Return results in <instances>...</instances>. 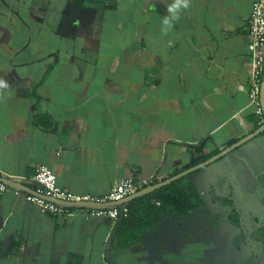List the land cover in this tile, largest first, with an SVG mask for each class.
<instances>
[{"label":"crops","instance_id":"1","mask_svg":"<svg viewBox=\"0 0 264 264\" xmlns=\"http://www.w3.org/2000/svg\"><path fill=\"white\" fill-rule=\"evenodd\" d=\"M255 1L191 0L164 35L172 0H0V78L10 85L0 178L35 192L32 175L46 166L61 189L97 199L123 180L146 183L140 190L163 182L254 132ZM249 145L264 148V133L237 149ZM213 163L187 176L200 208L159 215L126 247L113 235L121 219L135 228L137 199L117 220L76 208L54 217L0 184V264H246L262 245L238 240L260 205L232 186L216 195L227 174ZM156 202L154 193L146 204Z\"/></svg>","mask_w":264,"mask_h":264},{"label":"built area","instance_id":"2","mask_svg":"<svg viewBox=\"0 0 264 264\" xmlns=\"http://www.w3.org/2000/svg\"><path fill=\"white\" fill-rule=\"evenodd\" d=\"M248 35L250 38L248 44V53L251 59L252 73L248 87V97L250 103L254 106V114L258 120V125L264 123V114L260 107V87L264 72V0L253 2L248 20ZM32 181L36 184V194L51 198L53 200L79 203V202H96L109 203L120 202L124 198L138 192L146 183L142 184L133 179H127L119 182L114 186L109 194L102 198L79 197L70 192L61 189L56 183V177L53 172L46 166H38L33 175ZM148 184V183H147ZM3 188V187H2ZM24 199L36 206L41 214L54 217H66L73 208H66L43 199L36 195L24 194ZM91 216L99 219L126 218L129 216V210L125 205L108 210H89Z\"/></svg>","mask_w":264,"mask_h":264},{"label":"rangeland","instance_id":"3","mask_svg":"<svg viewBox=\"0 0 264 264\" xmlns=\"http://www.w3.org/2000/svg\"><path fill=\"white\" fill-rule=\"evenodd\" d=\"M251 153H254L256 157L248 158L247 154L249 155ZM261 154L264 156L263 147L259 145L258 147L249 145L228 153L214 162L211 166L212 169H210L214 173H221L220 176L223 173L227 174L223 180L217 179L212 184L216 195L220 193L217 189H221L222 192L224 189L225 192L223 195H227L228 187L230 188L232 186L235 192L240 195L239 200L248 201L247 199L252 197L256 198L257 204L260 205L258 212L259 221L254 223L251 228L250 226L244 227L242 234L244 233L246 236L243 234L244 237L238 240L239 242H246V240L250 242L258 239L259 243L262 245V249H258V253L254 254L246 264H264V174H262L264 172V157H262ZM230 181L232 182L231 184ZM256 226L257 229L254 231V235H252L253 238H249L247 235L248 232L252 229L254 230ZM233 241H237V239H233L231 241L232 244Z\"/></svg>","mask_w":264,"mask_h":264},{"label":"trees","instance_id":"4","mask_svg":"<svg viewBox=\"0 0 264 264\" xmlns=\"http://www.w3.org/2000/svg\"><path fill=\"white\" fill-rule=\"evenodd\" d=\"M154 193L157 194L156 203L158 207L155 204L151 206L146 204L147 199L152 197ZM154 193L135 200L134 207L129 208L130 221L135 226L132 231L127 230L129 226L127 220H119L113 235L117 237L118 246L126 247L130 241L137 237V232H142L153 226L159 215L184 214L202 206L200 197L187 177L177 180Z\"/></svg>","mask_w":264,"mask_h":264},{"label":"water","instance_id":"5","mask_svg":"<svg viewBox=\"0 0 264 264\" xmlns=\"http://www.w3.org/2000/svg\"><path fill=\"white\" fill-rule=\"evenodd\" d=\"M260 107L261 110L264 114V72H263V77H262V82H261V87H260ZM264 133V123L262 125L259 126V128H257L254 132H252L251 134H249L248 136H246L245 138L241 139L240 141L232 144L231 146L225 148L223 151H221L220 153H218L217 155L211 157L210 159L186 170L183 171L180 174H177L176 176L167 179L163 182H160L158 184L155 185H151L148 186L146 188H143L142 190H139L138 192L124 198L122 201L120 202H109V203H96V202H79V203H67V202H61V201H57V200H53L51 198H46L44 196L38 195L36 194V192L25 188L22 184L18 183V182H13L11 180L5 179V178H0V184L9 188L14 189L17 192H23L26 194H30V195H36L39 196L43 199H46L50 202H54L55 204H58L60 206L66 207V208H76V209H84V210H97V211H101V210H108V209H114V208H118L120 206H122L123 204H127L135 199L138 198H142L144 196H147L151 193H154L158 190H160L161 188L170 185L171 183L180 180L184 177L189 176L190 174L197 172L199 170L204 169L206 166H208L209 164L219 160L220 158L224 157L225 155H227L228 153L234 151L235 149H237L238 147H240L241 145H243L244 143L250 141L251 139L259 136L260 134Z\"/></svg>","mask_w":264,"mask_h":264},{"label":"clouds","instance_id":"6","mask_svg":"<svg viewBox=\"0 0 264 264\" xmlns=\"http://www.w3.org/2000/svg\"><path fill=\"white\" fill-rule=\"evenodd\" d=\"M191 0H172V2L167 7V13L163 20H162V27L161 32L164 35H167L169 31L174 26V22L180 19L181 12L186 10L190 7ZM172 42L169 41V46H171ZM10 88V85L7 83L6 80L0 78V98H3L4 90ZM9 95L11 93H8Z\"/></svg>","mask_w":264,"mask_h":264}]
</instances>
